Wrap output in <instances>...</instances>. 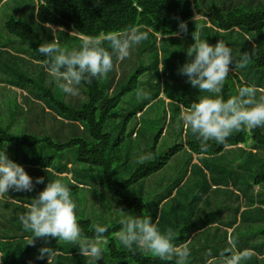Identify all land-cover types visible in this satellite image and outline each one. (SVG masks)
<instances>
[{"label":"rangeland","instance_id":"obj_1","mask_svg":"<svg viewBox=\"0 0 264 264\" xmlns=\"http://www.w3.org/2000/svg\"><path fill=\"white\" fill-rule=\"evenodd\" d=\"M211 1L225 10L232 6L250 3L257 8H260V5L264 6V0H205V6L201 7L202 10L200 9V12L195 10L193 21H201L207 26H211L209 17L203 14L208 12L207 7ZM37 3L38 0H0V65L9 67L11 64L31 78L41 76L44 78V83L55 90L58 86L52 82L46 69L40 67V63L28 54L27 45L8 33L4 27L5 22L12 16L29 21L30 6L33 9ZM50 29L51 33L42 34L44 42H51L55 39L60 47L69 51L78 47V45L70 46L67 41L64 43L59 39L57 36L58 27L50 25ZM149 31L151 32V30ZM150 32L147 30L148 38L134 46L128 58L117 60L113 57L114 67L107 74L116 81V85L110 89V94H113L126 83L136 68L140 65L144 67L143 73L138 77L140 84L137 89L125 94L118 108L109 117L105 127V130L115 138L125 125V137H127L125 143L127 144L128 138L132 139L133 143L129 160L113 163V179L117 182L126 180L142 163L139 159L141 155L150 154L148 160H151L153 153L150 147L153 145L156 135L162 132L155 150L157 153L161 154L177 144L183 145L182 150L171 157L169 162L158 172L127 188L126 195L142 198L147 206L148 217L154 211L158 216L162 209H170L175 206V212L180 216V218L176 217L174 221L177 229L187 224L186 215H190L191 220L196 221L204 215L214 212L213 221L219 224L230 219L237 221L234 228L226 232L230 243H227V235L220 227L208 225L204 229L193 230L186 241L191 249L188 264H205L206 254L209 250L212 254L220 255L225 247L232 245H234L235 251L248 250L251 252V257L242 261L241 264H264V184L254 185L251 180L256 175L264 174V149L253 148L251 143H248L247 146L243 144L227 146L219 158L210 159L213 162L209 167L202 163V155L193 154L188 150L187 141H199V139L189 128L184 126L180 119V113L185 108L180 107V104H170V99L164 94L163 89L166 88V84L170 85L172 92L176 90V93L182 99L189 101L190 104L197 102L199 98L208 95V93L192 88L187 82V77L178 72V68L187 59V49L191 47L186 37L180 34L167 39L160 34H150ZM194 33L198 34V30L196 29ZM206 33L208 36L212 35L211 31ZM70 34L74 35L73 32ZM217 41H224L231 48L235 64L239 63L243 53H247L250 58L244 68L234 67L231 70L232 66H230V73L225 82L237 86L235 77H238L244 83L255 88L257 99L264 96V75L252 63V55L258 47H261L260 44L252 35L245 34L237 28H234V32L230 36H220L210 44H215ZM8 53L17 55L18 58H12ZM8 70L0 68V126L9 128L13 134L45 135L55 141L57 138L63 141L70 137L71 129L66 125V120L58 117L54 110L48 109V105L41 100L35 89L19 88L12 85L13 75ZM100 82L102 81L100 80ZM182 83L186 86L181 87ZM60 92L62 91L60 90ZM141 92L147 93V99L141 96ZM62 96L67 103L76 107L86 100L80 87L77 96L66 95L63 92ZM145 104L146 106L143 108ZM131 113L134 114L132 118L126 120ZM258 128L264 132V127ZM3 147L8 157L13 161L19 158L34 160L43 156L45 152H50L46 150V147L28 148L23 145L0 142V148ZM190 154L191 159H189ZM54 156V163L47 170L32 168L31 164L23 166L34 181L37 177H44V184L36 185L32 192L0 194V255H3L0 257V264L5 260H9L8 262L11 264H34L33 259L38 257L40 248H52L45 243L44 238H34V243L29 244L32 234L25 232L19 221V216L27 210L26 206L32 203L48 181L60 179L67 184L77 202V219H88L93 226L97 224L113 226L120 223L123 216L128 213L132 214L115 209L114 198L98 183L97 171L77 163L74 148L59 154L56 153ZM188 163L190 164L187 165ZM191 165H199L203 170L208 171L205 172L208 183L211 175L215 176L218 173L224 176L222 180H218L219 188L211 190L209 185V189L203 193L202 199L193 210L191 209L194 197L197 195L196 186L199 184L203 187V180L197 172L190 174ZM48 171L53 174L52 177ZM75 173L78 174V178L83 179V184H77ZM230 180L233 182L229 183ZM178 188H180L179 194L177 193ZM190 202L191 205L188 206ZM177 229H172L174 234L177 233ZM23 234L26 235L25 240H23ZM1 238H12L13 243L3 245ZM117 242L120 248L128 250L118 238ZM67 244L72 248L78 247L71 242ZM106 245V243L102 244L104 252L100 261L91 257H81V255L77 257L72 256L73 253L70 252L58 251L59 257L54 258L52 264L124 263L116 259L109 260ZM24 248L26 250L23 251ZM45 263L47 264L48 261ZM125 263L131 264L130 261Z\"/></svg>","mask_w":264,"mask_h":264},{"label":"trees","instance_id":"obj_2","mask_svg":"<svg viewBox=\"0 0 264 264\" xmlns=\"http://www.w3.org/2000/svg\"><path fill=\"white\" fill-rule=\"evenodd\" d=\"M203 6H205V0H38L37 6L33 9L30 6L29 21L12 16L5 22L4 27L8 33L27 45L28 54L43 68H45L46 57L40 55L37 49L41 43H44L42 34L51 33L50 25L58 27V38L63 42L67 41L70 46H79L83 35L99 37L104 40L107 34L113 32L124 33L132 27H137L145 32L151 30L153 33L166 36L163 38L170 39L174 38V33L179 31L180 21L187 22L188 32L181 34L186 37L187 42L192 46L196 40H207L210 43L220 36H230L234 32V28H237L245 34L252 35L260 44L261 47H258L252 55V63L264 75V6L260 5L261 7L257 8L250 3L232 6L225 10L211 1L207 7L208 12L203 13L204 16L209 17L211 26H207L201 21L192 20L195 10L200 12ZM196 29L198 34L194 33ZM208 31L212 32L211 36L207 35L206 32ZM70 32L77 35H72ZM104 46L110 50L107 41H105ZM8 55L15 59L18 58L17 55L11 53H8ZM0 68L10 70L8 71L14 79L11 81L12 85L19 88L35 89L41 100L48 105V109L54 110L58 117L66 120V125L71 129L70 137L60 141L56 135L57 140L55 141L45 135L13 134L9 131V128L0 126V142L23 145L28 148L46 147V150L50 151L34 160L19 158L14 162L22 166L31 164L32 168L37 167L41 170H47L52 167L56 153L59 154L67 149L74 148L76 162L97 171L98 183L114 198V206L117 211L148 216L146 214L147 206L142 198L128 196L125 190L162 169L171 157L182 150L183 145L177 144L161 154L157 153L155 150L162 132L158 133L152 143L153 145L150 147L151 152L154 154H152V159L142 162L123 182H117L113 179V163L128 161L133 143L132 139L129 138L127 144L125 143L127 138L125 137V125L115 138L105 130L109 117L118 108L125 94L135 88L137 89L140 84L138 77L143 73L144 67L140 65L136 68L135 72L133 71L128 77L126 83L121 85L113 94H110V89L116 85V81L113 77L110 78L109 75L93 78L91 84L82 82L79 87L84 92L86 100L77 107L70 105L63 99L59 87L55 90L48 87L44 83L43 77L31 78L11 64L9 67L0 65ZM235 78L237 86L226 82L224 84L221 95L225 99L236 95L241 87L250 86L238 77ZM170 87L166 84V88L163 89L164 94L170 99V104H180L185 108L191 106L189 101L182 99L176 93L175 87V92H172ZM133 115L132 113L128 115L126 120L131 119ZM209 143L210 147L206 152L201 151L200 141L198 140L187 141L186 143L191 153L202 155V163L207 167L213 162L210 159L219 158L227 146L240 144L247 146L248 143H251L253 148L264 149V132L260 128H242L239 131H233L223 144H218L215 141ZM189 159H191V154ZM193 172L194 174L196 172L200 174L203 187L197 183V195L194 197L191 210L197 207L196 205L202 199L203 193L209 189L210 185L206 173L199 165H191L190 174ZM48 173L52 177L53 174L50 171ZM74 176L77 178V184H83V179L78 178L77 173ZM251 180L254 185L264 184V174L256 175ZM177 193H180V188L177 189ZM189 205H191V202ZM214 216L215 213L210 212L193 221L190 215H186L187 224L178 229L174 221L176 217L180 218V216L175 212V206L170 209H162L158 216L157 212L154 211L149 217L162 231L169 228L177 229L173 243L178 246L186 243L193 230L204 229L208 226ZM77 221L84 234L89 238L93 237L95 226L92 225L91 221L88 219H77ZM106 227L108 229L105 234L106 248L109 260L116 259L124 263L130 261L131 264H175L174 257L162 261L158 257L149 256L135 247L128 250L120 248L115 235L120 230V223ZM44 241L53 249L64 253H73L72 256L78 257L79 255V248H72L67 244L68 242L56 238H44ZM56 257H59V255ZM33 260L34 264H46L47 258L43 260L35 258Z\"/></svg>","mask_w":264,"mask_h":264},{"label":"clouds","instance_id":"obj_3","mask_svg":"<svg viewBox=\"0 0 264 264\" xmlns=\"http://www.w3.org/2000/svg\"><path fill=\"white\" fill-rule=\"evenodd\" d=\"M178 28L174 35L187 33V22L180 21ZM147 38V32L132 27L124 33L107 34L104 40L83 35L79 46L70 51L60 47L55 39L41 43L37 51L46 57L44 67L52 82L64 94L77 96L82 82L91 84L93 78L106 76L114 67L113 57L117 60L128 58L133 47ZM105 41L110 50L104 46ZM249 59V55L243 53L239 63L235 64L232 50L224 41L210 44L207 40H197L187 49V59L178 72L187 77L192 88L208 95L183 109L180 119L199 139L202 152L208 150L210 141L223 144L233 131L264 127V96L257 99L253 86L241 87L236 95L227 99L221 95L230 66L231 70L244 68ZM141 96L147 99V93L141 92ZM149 155H141L140 161H147ZM44 183V177L34 181L22 165L8 157L4 147L0 148V194L32 192L36 185ZM26 209L19 221L23 230L32 234L29 244L34 243V238H56L76 244L81 256L102 260L107 227L97 224L91 238L84 234L77 221V202L72 190L60 179L48 181ZM120 225L115 235L124 247H135L162 261L175 257V264H188L191 249L187 244L177 247L173 243L175 236L171 228L162 231L151 217L130 213L121 218ZM57 255V249L42 247L37 258H47L48 264H52ZM206 255L211 259L205 264H241L251 257V252L235 251L233 245V248L224 249L219 258L213 256L211 250Z\"/></svg>","mask_w":264,"mask_h":264},{"label":"crops","instance_id":"obj_4","mask_svg":"<svg viewBox=\"0 0 264 264\" xmlns=\"http://www.w3.org/2000/svg\"><path fill=\"white\" fill-rule=\"evenodd\" d=\"M150 32V31H149ZM151 34L153 33L152 31L150 32ZM154 34V33H153ZM155 34H158V33H155ZM162 36V35H161ZM162 37H166V36H162ZM183 84V83H182ZM183 87L184 86H186V84H183L182 85ZM145 106H146V104L144 105V107L143 108H145ZM180 107H182V105H180ZM185 108V107H184ZM182 132H183V129H182ZM181 132V133H182ZM204 172H208L207 170H204ZM223 177L224 176H222L221 174H216L215 176H213V175H211L210 176V182H209V184H210V189L211 190H215V189H217V188H219L218 186H219V182H218V180H222L223 179ZM230 177V176H229ZM228 177V178H229ZM233 182V180H230L229 181V183H232ZM222 188V187H221ZM13 202H15V200H12ZM239 214V216H240V212L238 213ZM238 219H240V217H237ZM236 222L237 221H233V220H227V221H225L224 223H221V224H219L218 222H215V221H211V223L209 224V225H214V226H216V227H220V228H222L223 229V232L227 235V233L226 232H228V230H230V229H233L234 228V226L236 225ZM26 239V235L25 234H23V240H25ZM228 239H229V236L227 235V237H226V241H227V243H230V241H228ZM230 240V239H229ZM1 243L3 244V245H7V244H12L13 243V239L12 238H10V239H3V238H1ZM185 244H187V245H189L187 242L186 243H183V244H181V245H185ZM181 245H179V246H181ZM35 246V245H34ZM230 247H232L233 248V245L232 246H227V247H225V249L226 248H230ZM28 249H29V247H28ZM24 250H26V248H24L23 249V251ZM0 252H1V250H0ZM213 256H215V257H217V258H219V256L220 255H218L217 256V254H213ZM207 259H211V257H207ZM207 259H205V261L207 260ZM9 260H5L4 261V263H2V264H11V263H9L8 262ZM201 262H203V260H201Z\"/></svg>","mask_w":264,"mask_h":264}]
</instances>
